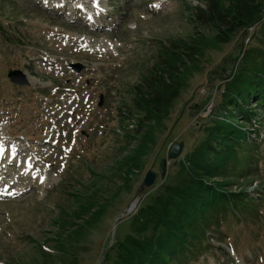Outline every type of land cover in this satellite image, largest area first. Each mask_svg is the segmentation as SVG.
<instances>
[{"label": "rangeland", "instance_id": "374dc122", "mask_svg": "<svg viewBox=\"0 0 264 264\" xmlns=\"http://www.w3.org/2000/svg\"><path fill=\"white\" fill-rule=\"evenodd\" d=\"M200 5L207 8L203 0H0V186L12 188L0 196V264H105L140 211L127 214L134 200L151 203L169 181L160 173L140 194L168 147L185 143L184 158L212 123L234 115L223 106L228 77L245 51H264V23L250 42L239 34L220 46L195 21L191 7ZM181 41L194 46L183 55L182 96L162 126L142 127L133 89ZM263 109L247 133L249 157L240 155L246 168L233 163L222 180L254 202L224 212L186 264H264Z\"/></svg>", "mask_w": 264, "mask_h": 264}, {"label": "trees", "instance_id": "16d2710c", "mask_svg": "<svg viewBox=\"0 0 264 264\" xmlns=\"http://www.w3.org/2000/svg\"><path fill=\"white\" fill-rule=\"evenodd\" d=\"M203 1L207 8L191 7L195 21L212 29L216 33L214 43L220 46L231 43L239 34L250 37V28L263 22L264 0ZM190 48L194 46L184 41L165 47L161 54L164 60L157 62L133 89L135 109L143 114L142 127L148 122L162 126L170 119L171 110L183 93L179 74L186 64L183 55H188ZM241 57L238 73L228 77L231 81L226 85L223 105L239 113L243 122L234 116L239 124L218 119L208 127L205 139L175 165L169 181L151 193L152 202L147 204L144 200L138 204L139 213L127 220L130 232L116 238L105 264L196 261L200 239L203 243L209 232H217L216 225L224 212L236 213L254 202L247 191L230 192L222 181L231 176L233 163L237 168H246L240 155L248 159L252 137L247 133L251 128L257 131L258 110L264 107V51L247 50Z\"/></svg>", "mask_w": 264, "mask_h": 264}, {"label": "water", "instance_id": "95a60500", "mask_svg": "<svg viewBox=\"0 0 264 264\" xmlns=\"http://www.w3.org/2000/svg\"><path fill=\"white\" fill-rule=\"evenodd\" d=\"M18 75H22V72H12L10 75V78L12 79L13 82L18 83ZM103 104L101 103V106ZM185 149V143H179L177 144L172 152L170 153L169 158H166L161 165V175L162 176H167L168 174V170H169V164H170V160H178L181 158L183 152ZM159 174L157 172L154 171V169H151L145 179V181L143 182V186L142 189L140 191V194L144 195L148 189L152 188L155 186L157 180H158ZM138 199V198H137ZM136 199V200H137ZM131 212V208L128 209L127 214H129Z\"/></svg>", "mask_w": 264, "mask_h": 264}, {"label": "bare ground", "instance_id": "6f19581e", "mask_svg": "<svg viewBox=\"0 0 264 264\" xmlns=\"http://www.w3.org/2000/svg\"><path fill=\"white\" fill-rule=\"evenodd\" d=\"M14 151V150H13ZM27 160V159H26ZM13 164V163H12ZM12 164H10L11 166H10V168L8 169V170H10L11 169V167L13 168V166L14 165H12ZM32 164H31V162H28L27 163V161L25 162V167L29 170V171H33L34 170V167L35 166H37V165H35L34 164V162H33V165L31 166ZM9 166V165H8ZM28 170H27V172H28ZM48 170H50V169H48ZM7 173L9 172V171H6ZM34 172V171H33ZM29 173V172H28ZM48 174H50V173H48ZM3 175V174H2ZM32 177V176H31ZM30 177V178H31ZM2 184H4L3 182L1 183V185ZM11 187L10 186H6V188H4V189H2L4 192H2V194L1 195H9V193L11 192V191H9V189H10ZM12 189V188H11ZM1 191V190H0ZM140 199L141 198H138V202H137V200H134L135 202H133L132 203V205H131V212H133V210L134 209H137V206H138V204L140 203ZM130 212V213H131Z\"/></svg>", "mask_w": 264, "mask_h": 264}, {"label": "snow or ice", "instance_id": "6c2138e0", "mask_svg": "<svg viewBox=\"0 0 264 264\" xmlns=\"http://www.w3.org/2000/svg\"><path fill=\"white\" fill-rule=\"evenodd\" d=\"M41 182H43V181H41Z\"/></svg>", "mask_w": 264, "mask_h": 264}]
</instances>
